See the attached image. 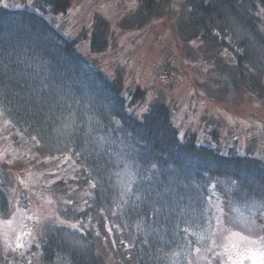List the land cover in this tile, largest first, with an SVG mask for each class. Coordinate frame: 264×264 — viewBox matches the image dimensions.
<instances>
[{"label": "trees", "instance_id": "trees-1", "mask_svg": "<svg viewBox=\"0 0 264 264\" xmlns=\"http://www.w3.org/2000/svg\"><path fill=\"white\" fill-rule=\"evenodd\" d=\"M73 1L30 0L56 13ZM181 1L190 28L181 32L184 46L211 49L195 64L214 70L216 58L229 56L218 75L222 84L240 79L254 86L255 73L264 79V0ZM173 2L139 0L138 7L159 16ZM104 42L95 30L93 51ZM76 43L35 9L0 5V104L41 153L69 154L76 165L58 185L71 202L62 206L65 222L44 231V264H107L100 245L111 247L112 264H167L176 256L188 264L186 248L212 241L215 202L228 221L236 208L264 221V161L222 154L198 144L192 132L181 140L163 101L136 117L126 97L137 102L144 91L129 87L125 97L123 76L104 73ZM172 64L164 68L167 76L179 71ZM7 190L0 181V214L12 206ZM234 249L242 252L238 244Z\"/></svg>", "mask_w": 264, "mask_h": 264}, {"label": "rangeland", "instance_id": "rangeland-1", "mask_svg": "<svg viewBox=\"0 0 264 264\" xmlns=\"http://www.w3.org/2000/svg\"><path fill=\"white\" fill-rule=\"evenodd\" d=\"M138 1L74 0L67 11L58 13L35 8L30 0H0V5L35 9L62 34L77 39L78 50L91 63L110 77L123 76L125 97L129 87L139 86L144 91L140 101L126 97L127 110L136 117L141 118L153 102L163 101L181 140L192 132L198 144L222 154L236 152L264 161L263 74L255 73L254 86L240 79L222 84L220 68L230 57L216 58L214 70L195 64L210 56L211 49L202 44L195 52L184 46L181 32L190 28L181 0H174L170 10L161 5L159 16L145 13ZM95 30L106 39L99 51L91 47ZM171 64L179 71L167 76L164 68ZM34 142L35 137L26 135L0 104V181L6 183L12 205L0 214V264H44L39 252L44 231L55 222H65L60 219L62 206L71 202L58 187L76 168L70 155H45ZM72 191L70 187L68 192ZM89 191L90 187L74 196L84 197ZM213 204L212 241L186 248L188 264H240L234 261L239 257L232 250L235 244L252 253L245 257L255 254L256 258L258 250L264 253V221L257 224L258 219L246 218L237 208L228 221L221 203ZM111 250L99 246L107 264H112ZM167 264L185 262L176 256Z\"/></svg>", "mask_w": 264, "mask_h": 264}, {"label": "flooded vegetation", "instance_id": "flooded-vegetation-1", "mask_svg": "<svg viewBox=\"0 0 264 264\" xmlns=\"http://www.w3.org/2000/svg\"><path fill=\"white\" fill-rule=\"evenodd\" d=\"M238 254H239V257H237L234 261H239V263L242 264V261L244 260L245 256L248 255V254H252V253H245V252L242 251V252H240ZM261 256H262V253L260 251H258V256L256 258L253 257V261H254L255 264H261V260H259V257H261Z\"/></svg>", "mask_w": 264, "mask_h": 264}, {"label": "water", "instance_id": "water-1", "mask_svg": "<svg viewBox=\"0 0 264 264\" xmlns=\"http://www.w3.org/2000/svg\"><path fill=\"white\" fill-rule=\"evenodd\" d=\"M254 256L250 255V256L245 257V259L242 261V264H255L253 261Z\"/></svg>", "mask_w": 264, "mask_h": 264}, {"label": "snow or ice", "instance_id": "snow-or-ice-1", "mask_svg": "<svg viewBox=\"0 0 264 264\" xmlns=\"http://www.w3.org/2000/svg\"><path fill=\"white\" fill-rule=\"evenodd\" d=\"M197 251H199V249H197ZM253 255H255V254H253ZM261 264H264V254H262V256H261Z\"/></svg>", "mask_w": 264, "mask_h": 264}]
</instances>
